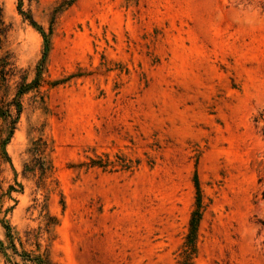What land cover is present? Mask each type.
<instances>
[{
    "label": "rangeland",
    "instance_id": "1",
    "mask_svg": "<svg viewBox=\"0 0 264 264\" xmlns=\"http://www.w3.org/2000/svg\"><path fill=\"white\" fill-rule=\"evenodd\" d=\"M58 2L0 0V100L46 53L0 115V264H182L197 209L188 264H264V0Z\"/></svg>",
    "mask_w": 264,
    "mask_h": 264
},
{
    "label": "trees",
    "instance_id": "2",
    "mask_svg": "<svg viewBox=\"0 0 264 264\" xmlns=\"http://www.w3.org/2000/svg\"><path fill=\"white\" fill-rule=\"evenodd\" d=\"M74 1L75 0H59L55 12L67 8ZM21 13L22 15H25L23 12ZM25 17H29L30 23L35 24L31 16H25ZM42 34L45 39V45H47L45 34L43 32ZM45 59H46V53H43L41 59L37 62L34 68L35 75L32 80L27 81L26 76H22V75L20 76V80L16 82V90L14 93V97L11 99V101L5 102L4 100H0V115L3 118L5 124L9 126L10 134H12L14 129L16 128V124L23 110V105L21 101L22 96L33 90L38 91L39 87L41 86V80H42L41 76L44 71ZM19 72L20 70H17L13 62H11L10 55L8 53L5 55H0V92L3 91L2 90L3 88H6L8 86L9 79L15 77ZM0 99H1V95H0ZM41 147L42 144L40 142L36 143L35 147L33 148L34 155L41 154ZM200 217L201 214L199 212V209L193 211L191 214V218L188 224L189 229L184 243L185 248L183 249L182 264H188L192 254L195 252L197 231H198ZM12 249L14 250V252H16L15 248ZM22 257H23L22 259L24 260L36 261L37 264H53L46 257H42V256L31 258L29 254L24 253L22 254Z\"/></svg>",
    "mask_w": 264,
    "mask_h": 264
}]
</instances>
